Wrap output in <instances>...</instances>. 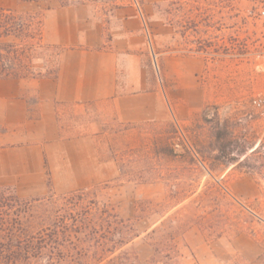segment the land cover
Masks as SVG:
<instances>
[{
    "label": "rangeland",
    "instance_id": "rangeland-1",
    "mask_svg": "<svg viewBox=\"0 0 264 264\" xmlns=\"http://www.w3.org/2000/svg\"><path fill=\"white\" fill-rule=\"evenodd\" d=\"M143 3L0 0V11L9 17L33 13L37 21L47 9L74 5L110 34L129 9L142 7L145 14ZM255 5L256 0H162L152 6L146 17L150 45L166 23L170 36L160 48L212 57L213 100L184 120H102L99 158L112 163L117 175L71 194L29 199L22 219L33 235L45 233L49 239L31 264H180L182 251L190 255L192 246H200L199 234L214 244L215 258L200 248L195 264H246L242 235L257 240L264 264V126L251 102L259 76L245 61L263 32ZM0 41L19 42L13 35ZM56 55L55 49L38 48L18 73L51 70ZM3 58L14 64L8 52ZM149 63L148 76L156 80L152 46ZM91 118L74 122L88 132ZM104 169L108 175L113 167ZM247 176L258 185L256 195L239 182Z\"/></svg>",
    "mask_w": 264,
    "mask_h": 264
},
{
    "label": "crops",
    "instance_id": "crops-1",
    "mask_svg": "<svg viewBox=\"0 0 264 264\" xmlns=\"http://www.w3.org/2000/svg\"><path fill=\"white\" fill-rule=\"evenodd\" d=\"M143 2L146 15L142 7L129 9L110 34V28L88 19L74 5L44 12L43 40L59 49L56 72L0 77L1 187L24 199L90 188L117 175L112 163L99 158L102 120L124 124L184 120L212 102L207 54L160 48L170 36L166 23L160 24L164 32L157 43L152 40L150 45L146 17L162 0ZM151 46L157 57L156 80L148 76ZM87 116L92 117L88 132L74 122ZM106 166L113 167L108 175ZM239 182L257 194L253 177ZM196 236L200 246H192L190 255L182 251L180 264H195L198 249L204 247L215 258L214 244ZM238 240L247 242L241 251L247 255L246 264H263L256 239L242 235Z\"/></svg>",
    "mask_w": 264,
    "mask_h": 264
},
{
    "label": "trees",
    "instance_id": "trees-1",
    "mask_svg": "<svg viewBox=\"0 0 264 264\" xmlns=\"http://www.w3.org/2000/svg\"><path fill=\"white\" fill-rule=\"evenodd\" d=\"M5 12L3 9L0 11V38L13 35L19 42L0 41V77L54 74L57 70L59 49L46 44L43 40V16L36 21L33 13L26 14L24 17L13 15L11 18L6 16ZM43 47L57 50L53 68L44 73H18L17 68L25 66L24 59L33 57V51ZM4 52H8L13 57L12 66L5 62ZM31 200L20 198L10 189L0 186V264H31L33 258L42 254L44 245L48 243V234L33 235L29 224L22 219V207H27V202ZM76 259L81 260L78 257Z\"/></svg>",
    "mask_w": 264,
    "mask_h": 264
},
{
    "label": "built area",
    "instance_id": "built-area-1",
    "mask_svg": "<svg viewBox=\"0 0 264 264\" xmlns=\"http://www.w3.org/2000/svg\"><path fill=\"white\" fill-rule=\"evenodd\" d=\"M254 16L256 21L261 25L263 32L260 34L255 48L252 50V57H245V61L259 76L255 82L260 88L252 94L251 102L253 115L258 117L264 126V0H256ZM207 56L206 59L211 61L212 57H209L208 54ZM241 105L243 104L241 103ZM241 109L244 110V106Z\"/></svg>",
    "mask_w": 264,
    "mask_h": 264
}]
</instances>
